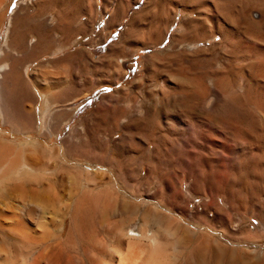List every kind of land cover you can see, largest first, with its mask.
I'll list each match as a JSON object with an SVG mask.
<instances>
[{"label": "rangeland", "instance_id": "obj_1", "mask_svg": "<svg viewBox=\"0 0 264 264\" xmlns=\"http://www.w3.org/2000/svg\"><path fill=\"white\" fill-rule=\"evenodd\" d=\"M41 1L5 0L0 6V67H15L28 80L38 69L58 72L59 76L41 81L42 87L50 88L46 94L29 82V92L20 107L33 106L35 122L27 129L15 128L5 124L0 115V136L31 147L41 141L64 147L62 156L72 166L89 162L75 153L68 154L70 147L88 143L87 146L118 150L126 138L132 171L121 179L114 163L109 167L112 181L118 192L130 197L133 212L129 227L136 229L143 222L134 212L136 204L157 218L155 223L148 219L145 225L148 223L147 228L157 235L166 264H264V123L229 109L213 114L201 106V97L191 92L193 96L183 98L182 105L164 108V79L159 74L149 75L144 64L153 53L161 58L159 71L166 65L162 58L167 55L175 65L193 58L192 46L173 41L180 29L181 12L173 18L161 43L146 48L136 42L129 49L123 34L148 0H130L126 17L116 21L112 18L120 0H97L90 15L78 11L74 4L61 14L56 2L39 14L36 4ZM11 22L14 27L9 35ZM62 22L70 24V29H56ZM23 28L28 32V42L19 40L16 44V35ZM220 39L216 36L206 45L213 46ZM113 48L117 50L114 55ZM111 55L116 59L112 61ZM202 60L199 68L192 70L214 95L227 73L226 65L216 53ZM115 64L125 74L119 82H114L117 75H122L114 74L118 69ZM167 70L168 64L163 71ZM224 89L237 100L246 92L243 84ZM247 93L264 113V90L252 86ZM49 106L51 110L47 112ZM166 113L176 115L184 125L170 131L161 121ZM100 120L107 121L101 125ZM243 121H252L258 127L253 136L244 135L242 127H249ZM124 123H130L129 127L125 129ZM167 149L170 156L166 157ZM153 208L163 214H155ZM161 216H166L165 221L158 220ZM171 220L176 221L174 225ZM168 222L170 229L166 228ZM107 225L98 224V246Z\"/></svg>", "mask_w": 264, "mask_h": 264}, {"label": "bare ground", "instance_id": "obj_2", "mask_svg": "<svg viewBox=\"0 0 264 264\" xmlns=\"http://www.w3.org/2000/svg\"><path fill=\"white\" fill-rule=\"evenodd\" d=\"M4 1L0 0V6ZM54 2L59 6L61 14L70 9L71 4L78 11L89 15L97 6V0H42L36 4L38 13L43 14L45 8L49 5L51 7V3L56 4ZM129 3L130 0H120L113 21L126 17ZM178 11L183 18L180 29L173 35V41L192 46L190 52L194 54L193 58L190 56L185 60L186 63L179 64V57H175L178 60L176 62H179L175 65L167 55L162 58L168 64L167 71H163L166 65L159 71L162 64L159 63L161 58L158 53L147 56L144 62L149 75L159 74L164 79V108L168 105H182L183 98L195 93L201 97V106L213 114L229 109V112L233 110L238 114L249 115L252 117L250 120H260L263 124L264 113L260 106L257 107L251 101L247 92L252 86L264 90V0H148L127 25L123 34L124 43L129 49V46L135 47L136 42L146 48H153L168 35ZM13 25L11 22L9 35L13 32ZM56 29L65 32L70 29V24L62 22ZM16 36V44L19 40L28 42L27 30L18 32ZM216 36L221 39L215 46L206 45ZM202 43L205 46H199ZM215 53L226 65L227 73L220 88L218 85L217 93L212 95L208 92L209 88L207 90L203 87L197 77L198 73L192 68H197L203 58ZM113 55L110 56L112 61L116 59ZM116 66L118 69L114 74H122L119 64ZM32 74L29 81L26 74L15 70V67L14 70L7 66L0 67V115L5 124L22 129L30 127L36 120L33 106L24 104L20 107L25 94L29 92V82L46 94L50 88L42 87L41 81L59 76L58 72L56 74L44 69H38ZM124 77L125 74L117 75L114 82ZM231 84H243L246 88L245 96L241 94L238 100L230 97L224 88ZM50 110L49 106L47 112ZM106 121L100 120L101 125ZM161 121L170 131L184 125L176 115L170 113L163 114ZM245 122L249 128L242 127L244 135L253 136L258 127L252 121ZM247 122H251V125L248 126ZM129 125L124 123L123 127L126 129ZM126 140L123 139L118 150L94 144L87 146L88 143L80 145V142L68 149L69 142L66 140L68 154L75 153L77 158L84 157L89 162L85 166L78 163L72 166L62 156L64 147L50 146L44 141L31 147L29 144L7 141L0 136V264H166L157 235L146 226L148 219L155 223L157 218L148 215L144 209L140 210L139 204H136L134 212L143 222L136 229L129 227L133 212L130 197L118 192L112 181L109 170L112 164L115 163L116 173L121 179L129 177L132 171L129 169L130 145ZM166 152V157L170 156L168 149ZM153 210L155 214L162 213L158 208ZM164 217L158 220L163 218L165 221ZM168 217L167 221L171 218ZM145 221H148L146 225ZM174 221L171 220L172 224ZM100 222H106L109 228L98 246ZM170 223L166 228L170 229ZM176 225L178 228L179 225Z\"/></svg>", "mask_w": 264, "mask_h": 264}]
</instances>
